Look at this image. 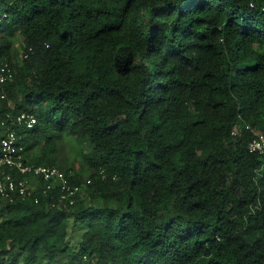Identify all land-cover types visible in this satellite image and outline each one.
<instances>
[{
	"label": "trees",
	"instance_id": "1",
	"mask_svg": "<svg viewBox=\"0 0 264 264\" xmlns=\"http://www.w3.org/2000/svg\"><path fill=\"white\" fill-rule=\"evenodd\" d=\"M0 18V117L34 115L28 162L85 185L74 206L0 198V264H264V0H0Z\"/></svg>",
	"mask_w": 264,
	"mask_h": 264
},
{
	"label": "built area",
	"instance_id": "2",
	"mask_svg": "<svg viewBox=\"0 0 264 264\" xmlns=\"http://www.w3.org/2000/svg\"><path fill=\"white\" fill-rule=\"evenodd\" d=\"M1 21L2 18L0 23ZM13 79L12 68L0 53L2 99H6L7 96L5 85ZM36 124V117L29 113L8 115L6 119L0 117V198L13 202L18 196L25 197L32 189L41 190L44 196L52 199L55 198L54 195L58 196L61 203L74 206L85 185L72 183L65 172L57 167L36 166L26 158L22 137L19 136L16 128L33 129ZM249 149L253 153L264 155V136H260V139L255 138ZM91 183L90 179L86 181L87 185Z\"/></svg>",
	"mask_w": 264,
	"mask_h": 264
},
{
	"label": "rangeland",
	"instance_id": "3",
	"mask_svg": "<svg viewBox=\"0 0 264 264\" xmlns=\"http://www.w3.org/2000/svg\"><path fill=\"white\" fill-rule=\"evenodd\" d=\"M14 40H15V46L17 47V48H19L20 46H19V44H20V42H21V39L16 35V36H14ZM69 143V145H68V147H69V150H70V156H71V159L72 158H74V156H75V153H74V151H73V149H72V147H73V143L71 142V140L68 142ZM78 150V149H77ZM86 225H87V223H82V224H79V232H78V234H79V236H81L82 234H83V232H84V230H85V228H86ZM75 234V233H74Z\"/></svg>",
	"mask_w": 264,
	"mask_h": 264
}]
</instances>
